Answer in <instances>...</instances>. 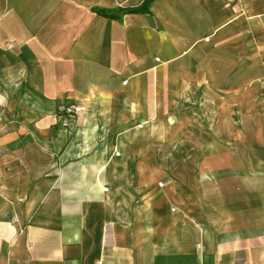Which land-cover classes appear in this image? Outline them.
Returning <instances> with one entry per match:
<instances>
[{"label":"crops","instance_id":"crops-1","mask_svg":"<svg viewBox=\"0 0 264 264\" xmlns=\"http://www.w3.org/2000/svg\"><path fill=\"white\" fill-rule=\"evenodd\" d=\"M141 1L0 0V264H264V0Z\"/></svg>","mask_w":264,"mask_h":264},{"label":"trees","instance_id":"trees-1","mask_svg":"<svg viewBox=\"0 0 264 264\" xmlns=\"http://www.w3.org/2000/svg\"><path fill=\"white\" fill-rule=\"evenodd\" d=\"M153 0H142L140 4L131 7H120V8H101V7H93L92 10L97 12L100 15L109 18H116L121 14L125 13H138V12H149L150 4ZM71 103V101L66 100L65 105ZM58 114L64 115V111L62 109L58 110Z\"/></svg>","mask_w":264,"mask_h":264},{"label":"built area","instance_id":"built-area-1","mask_svg":"<svg viewBox=\"0 0 264 264\" xmlns=\"http://www.w3.org/2000/svg\"><path fill=\"white\" fill-rule=\"evenodd\" d=\"M61 109L64 111V115L61 114L60 117H62V119H64V120H67L69 118H74L80 112H82L84 110L83 106L78 105L74 102H71L69 104L62 106Z\"/></svg>","mask_w":264,"mask_h":264}]
</instances>
